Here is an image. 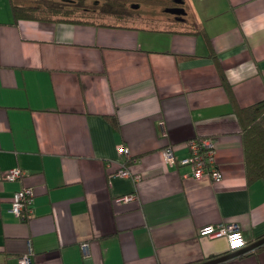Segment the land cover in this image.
Wrapping results in <instances>:
<instances>
[{
    "label": "crops",
    "instance_id": "1",
    "mask_svg": "<svg viewBox=\"0 0 264 264\" xmlns=\"http://www.w3.org/2000/svg\"><path fill=\"white\" fill-rule=\"evenodd\" d=\"M181 3L79 23L0 0V264L29 247L33 264H196L233 253L206 224L264 237V173L249 171L238 111L264 99V0ZM199 137L215 140L219 181L180 163ZM24 187L25 220L11 212ZM237 255L214 264H264V248Z\"/></svg>",
    "mask_w": 264,
    "mask_h": 264
},
{
    "label": "built area",
    "instance_id": "2",
    "mask_svg": "<svg viewBox=\"0 0 264 264\" xmlns=\"http://www.w3.org/2000/svg\"><path fill=\"white\" fill-rule=\"evenodd\" d=\"M190 153L180 159V163L190 166V171L187 173L188 177H194L196 179H202L204 177H210L213 181H219L222 178V172L218 164L216 163V145L214 139L210 137H199L190 139L188 141ZM118 150L120 153L129 154V149L124 145H119ZM166 159L170 163H175V155L172 147L167 146L164 149ZM24 174L20 167H14L4 174L6 179H16ZM116 175L128 177L133 175V172L126 166L120 167L115 171ZM134 177L138 180L140 175L135 174ZM34 196L33 189L31 187H24L14 192L12 197L11 212L19 219H26V209L28 205L32 203ZM135 199L132 194L122 195L117 197V202H128ZM199 233L209 236L225 235L229 241L230 249L235 251L246 246V239L235 223H216L206 224L199 229ZM30 245V243H29ZM21 264H33L32 250L29 247L28 251L19 257Z\"/></svg>",
    "mask_w": 264,
    "mask_h": 264
},
{
    "label": "trees",
    "instance_id": "3",
    "mask_svg": "<svg viewBox=\"0 0 264 264\" xmlns=\"http://www.w3.org/2000/svg\"><path fill=\"white\" fill-rule=\"evenodd\" d=\"M13 8L17 17L26 16V17L40 18V19L47 18L46 15H44V13H47L48 11L51 12L55 10L61 11V9L57 7L34 8V7H26L22 5L20 6L15 3H13ZM75 22H79V21H75ZM92 22L90 21L86 23H92ZM95 22L107 23V21L105 20H97ZM238 111L241 114L240 120L243 124L245 131V137H246L245 143L247 145L246 150L248 151L247 152L248 155L251 154V156H247L248 161L252 166V168H249L248 166L249 171L253 175L261 177L262 176L261 174L264 173V99L254 103L253 105L244 107L243 109L238 108ZM260 245L262 246H257L255 247V249L264 248L263 247L264 242Z\"/></svg>",
    "mask_w": 264,
    "mask_h": 264
},
{
    "label": "flooded vegetation",
    "instance_id": "4",
    "mask_svg": "<svg viewBox=\"0 0 264 264\" xmlns=\"http://www.w3.org/2000/svg\"><path fill=\"white\" fill-rule=\"evenodd\" d=\"M37 3H26L30 6L38 7H57L60 9H70L74 12L70 14L81 13L82 15H96L97 20H106L110 15L119 19L125 18L129 14V9L139 7L140 2L146 0H35ZM172 3L165 7V11L169 14L180 13L182 0H170Z\"/></svg>",
    "mask_w": 264,
    "mask_h": 264
},
{
    "label": "rangeland",
    "instance_id": "5",
    "mask_svg": "<svg viewBox=\"0 0 264 264\" xmlns=\"http://www.w3.org/2000/svg\"><path fill=\"white\" fill-rule=\"evenodd\" d=\"M12 1H13V3L18 4L20 6L22 5V6H26V7L40 8L38 6H30V5L26 4V3H37L35 0H12ZM171 3L172 2L170 0H146L143 3L140 2L139 7H134V8L129 9V14L125 18H122V19H119L118 17H114L113 18V16H115V14H113V15H110V17H107L106 20L107 21H114V22L115 21H120V20L121 21H125V19H127V17L129 15H132L133 13H139V12L142 13V14L147 12L146 13L147 15H151V14H154V13L158 14V13H160V11L165 13L164 12L165 7L167 5H169V4H171ZM145 4L149 5V7L147 6V8H149V9H146L143 6ZM140 6H141V8H140ZM43 8H45V7H43ZM150 9H152L155 12L151 11ZM158 10H160V11H158ZM37 11H39V10H37ZM148 11H151V12H148ZM70 12H74V11H72L70 9H67V11H64V9H61V11L60 10H55V11H52V12L48 11L47 13H44V15H46L47 18H41V19H57V20H62V21L75 20V21H79V22L83 21L82 23H84V22H90V21L91 22L92 21H97V17L99 16V15L98 16H96V15H93V16L86 15V16H84L81 13L70 14ZM48 17H51V18H48ZM75 21H73V22H75ZM210 138H212V137H210ZM212 139H214V138H212ZM215 145H216V143H215Z\"/></svg>",
    "mask_w": 264,
    "mask_h": 264
},
{
    "label": "water",
    "instance_id": "6",
    "mask_svg": "<svg viewBox=\"0 0 264 264\" xmlns=\"http://www.w3.org/2000/svg\"><path fill=\"white\" fill-rule=\"evenodd\" d=\"M181 10H184L182 7L180 8ZM264 242V237L258 239L257 241L251 243L250 245H246L236 251H233V253L231 254H228V255H223V256H220L218 258H214V259H211V260H208V261H204V262H201V263H196V264H214V263H217L219 261H222L226 258H229V257H232L234 255H237L239 253H242V252H245V251H248V250H251L253 248H255L257 245H260Z\"/></svg>",
    "mask_w": 264,
    "mask_h": 264
},
{
    "label": "clouds",
    "instance_id": "7",
    "mask_svg": "<svg viewBox=\"0 0 264 264\" xmlns=\"http://www.w3.org/2000/svg\"><path fill=\"white\" fill-rule=\"evenodd\" d=\"M247 245V244H246ZM236 251V250H235Z\"/></svg>",
    "mask_w": 264,
    "mask_h": 264
}]
</instances>
